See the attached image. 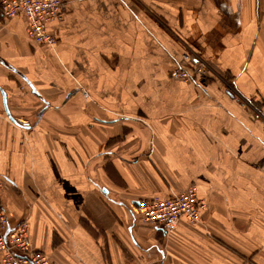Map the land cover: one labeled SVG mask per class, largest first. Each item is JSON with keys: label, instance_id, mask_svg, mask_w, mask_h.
Wrapping results in <instances>:
<instances>
[{"label": "crops", "instance_id": "1", "mask_svg": "<svg viewBox=\"0 0 264 264\" xmlns=\"http://www.w3.org/2000/svg\"><path fill=\"white\" fill-rule=\"evenodd\" d=\"M62 3L55 45L0 12L10 225L59 264H264V0ZM197 54L207 75L170 77ZM192 183L201 223L138 220Z\"/></svg>", "mask_w": 264, "mask_h": 264}, {"label": "built area", "instance_id": "2", "mask_svg": "<svg viewBox=\"0 0 264 264\" xmlns=\"http://www.w3.org/2000/svg\"><path fill=\"white\" fill-rule=\"evenodd\" d=\"M62 0H0V12L3 19L23 15L26 20V35L38 44L55 45L57 38L46 29L54 19L62 18ZM189 60L191 56L184 54ZM191 70L176 67L170 77L178 81H188L193 75L205 76L208 73L206 63L194 57ZM10 186V181L0 175V195ZM206 208L205 201L199 197L197 186L190 184L185 189L161 197L142 196L135 202L138 220L163 230L168 235L176 229L183 219L187 223H199ZM0 261L2 264H59L42 250L34 247L30 240V225L25 219L10 225L0 201Z\"/></svg>", "mask_w": 264, "mask_h": 264}, {"label": "water", "instance_id": "3", "mask_svg": "<svg viewBox=\"0 0 264 264\" xmlns=\"http://www.w3.org/2000/svg\"><path fill=\"white\" fill-rule=\"evenodd\" d=\"M14 71H15V69H14ZM0 92H1V95H2V101H3L4 110H5L6 114L9 115V112H8V109H7V104H6V93L3 90V88H1V87H0Z\"/></svg>", "mask_w": 264, "mask_h": 264}, {"label": "rangeland", "instance_id": "4", "mask_svg": "<svg viewBox=\"0 0 264 264\" xmlns=\"http://www.w3.org/2000/svg\"><path fill=\"white\" fill-rule=\"evenodd\" d=\"M194 53H197L195 50H192ZM184 54L185 53H183V56H184ZM198 56V58L203 62V63H206V61L201 57V56H199V54H197ZM191 56V55H190ZM185 59V58H184ZM186 60V59H185ZM205 210V209H204ZM202 218H201V221L199 222V223H201L202 222ZM191 225H196V224H198V223H190ZM45 253V252H44ZM46 254V253H45ZM48 257H50L48 254H46Z\"/></svg>", "mask_w": 264, "mask_h": 264}, {"label": "bare ground", "instance_id": "5", "mask_svg": "<svg viewBox=\"0 0 264 264\" xmlns=\"http://www.w3.org/2000/svg\"><path fill=\"white\" fill-rule=\"evenodd\" d=\"M178 225H179V223L176 225V228H177Z\"/></svg>", "mask_w": 264, "mask_h": 264}]
</instances>
